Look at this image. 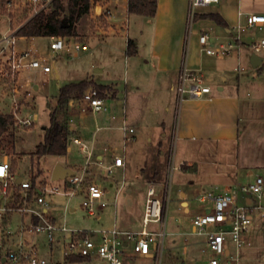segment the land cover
<instances>
[{"label":"rangeland","instance_id":"374dc122","mask_svg":"<svg viewBox=\"0 0 264 264\" xmlns=\"http://www.w3.org/2000/svg\"><path fill=\"white\" fill-rule=\"evenodd\" d=\"M65 3L66 0H63ZM224 3L220 0L217 4H212L210 7L197 8V12L215 11ZM227 8L237 10L235 0H229L225 3ZM225 6V7H226ZM241 10L252 11L255 13L264 14V0H241ZM28 13L24 10H14L8 13L3 0H0V37L7 34L16 25L23 23ZM145 18L139 16H130L126 20L128 35L131 39L139 38V33L142 31L143 39L139 41V60H149L148 48L149 38L152 31L151 25H145ZM197 33L192 34L187 32L186 48L189 50L196 48L199 35L206 34L208 37V45L214 42L215 45L223 43L227 45L229 42L235 43V48L229 55H224L220 58L216 56L206 57L208 64L202 70L205 83L210 86L211 90H215L219 85H229L231 88L238 89L240 96H245L248 101L254 102L255 117L258 122H264V61L259 70L253 69L250 64L252 50L251 42L257 41L264 37V26L261 29L252 28L245 31L232 30L231 35H227L224 29L208 28L201 26L195 29ZM192 32V31H191ZM219 37L216 39V37ZM80 40V39H79ZM133 40V41H134ZM80 45L86 44L84 41H79ZM103 44L95 47L92 40L86 44L89 50L84 51L82 48L78 51L74 50L73 44L59 52H53L49 49L50 39L47 37H38L30 42L26 39H15L13 49L16 52L31 51L32 56L43 57L47 60L51 68L50 73H43L40 69L25 70L20 73L21 82H32L37 85L38 90L34 89V85H25L19 88V93L16 96L6 84L0 79V113H10L14 115L15 123L12 125L9 135H7L8 143L5 144V153L7 161L16 160L15 178L23 177L29 181L34 180L37 175L36 183L44 181L49 186H57L62 188L64 180H51V172L56 164L66 165L72 164L74 171L80 175V168L86 166V160L83 158V152L79 150V144L75 142L72 133L70 136L69 146L71 151L64 156H42L38 157V168L36 175L33 173L36 157L32 156L35 146L42 140L43 127L49 125V114L55 106L56 96L59 88L70 83L69 81H78L83 76L89 74L93 76L95 81L103 85L113 83L118 88L119 93L126 88L127 84L137 85L143 90L150 92L151 96H126L127 115L131 125L135 128V135L140 137L136 143L128 144L127 156L128 167L123 177L122 172L117 169H112L109 173L105 170L102 173V168L98 165L88 166V176H84V184L93 181L100 186L104 191L103 200L107 203L99 214L100 219L89 216L82 206V197H67L63 195L45 194L44 198L48 202L49 209L47 216L52 219L57 226H66L67 228L79 231H94L103 228H109L114 220V202L117 205L125 206V216L129 220V226L134 229L141 227V218L143 211L144 197L146 194L147 181H156L167 187V215L165 219V236L163 238V250L156 261L144 262L139 259L135 260V264H201L203 261L214 257V255L206 248L204 240L205 236L192 233L191 220L196 213L202 212L209 202L201 203L194 200V189L205 190L211 188L216 190L221 187L223 175L214 174L208 176L203 171L195 173L191 169H179V163L188 162L189 160H197L201 158L195 150L190 146L179 149V144L174 137H171V128L174 124L175 110L177 109V99L175 90L163 88V92L159 91L156 84L141 83L139 76L136 75L138 69H125L123 55L120 53L119 47H123V34L119 38L104 35L101 39ZM135 42V41H134ZM111 45L112 47H110ZM4 46L0 43V49ZM116 47V48H114ZM115 49L116 51H114ZM88 56L92 57L94 64L91 67L87 62ZM264 56V55H263ZM118 59V62L116 60ZM145 71H149L150 77H155V70L149 68L147 63L143 64ZM96 69H101L97 72ZM260 70H263L260 74ZM56 71L59 75L56 78ZM253 72L257 73L256 78L252 77ZM135 73V74H134ZM126 76V78H125ZM222 77L226 78V81ZM72 79V80H70ZM157 80V79H156ZM75 83V82H74ZM107 91L110 90H102ZM164 96H160L162 94ZM29 94V95H28ZM263 101V102H262ZM257 107V108H256ZM169 108V113L166 109ZM74 109V108H72ZM79 111V109H76ZM168 115V116H167ZM30 117L32 124L24 126L17 118L23 120ZM66 124L70 122L66 116ZM141 121L138 125L135 121ZM62 118V122H63ZM80 125L83 128L93 129L92 117L81 119ZM73 126L77 127L78 119ZM164 123V124H163ZM163 125L166 130H169L168 137L162 147L157 146L156 139L160 136ZM140 126V128H139ZM262 126V125H261ZM261 133V132H260ZM259 132L249 135L245 139V150L242 157L254 159L264 152V137ZM82 143L85 140L82 138ZM261 146V152L257 146ZM234 147L231 146V150ZM257 149V150H256ZM116 153L123 154L121 150H115ZM260 152V153H259ZM23 156L19 158V154ZM199 156V157H198ZM32 157V159H31ZM233 162H231L232 164ZM227 164H218V168L226 171ZM12 170V169H11ZM157 173V178H151ZM255 175L264 177L262 171H256L253 178L241 179L240 185L250 183ZM227 181V180H226ZM186 193L190 200V213L183 215L180 211L179 200L180 193ZM117 194V195H116ZM38 205V204H37ZM73 209L71 211L70 209ZM35 209L40 211V207L35 206ZM23 218V220H22ZM30 223L26 215L20 213L11 214L9 224L5 225L6 230L11 232L10 240L17 243L20 240L26 239L31 242L36 249V254L46 261V264H64V257L61 254V244L59 233L56 234V240L50 247L49 242L44 234L29 235L19 232L23 224ZM251 245L239 249V261L237 264H264V228L256 224L250 229ZM60 241L57 243L56 241ZM9 246L8 244L5 247ZM234 254V246L228 245ZM223 258V256H220ZM82 260V259H80ZM5 264H29L25 261L16 263L6 262ZM67 264H86V263H67ZM87 264H106L98 257H94L91 263Z\"/></svg>","mask_w":264,"mask_h":264},{"label":"built area","instance_id":"2783aa9c","mask_svg":"<svg viewBox=\"0 0 264 264\" xmlns=\"http://www.w3.org/2000/svg\"><path fill=\"white\" fill-rule=\"evenodd\" d=\"M53 1L3 0V4L8 13L14 12V10H25L28 13L23 21L25 23L40 11L47 10ZM94 1L91 0V2ZM188 2V26L191 28L197 8L216 4L219 0H188ZM237 14L238 17L245 18V23H238L235 26L238 32L252 28L261 29L264 26V14L242 11H238ZM19 26L12 28L7 34L0 37V43L4 44L0 49V79L8 86L13 96L18 95L19 88H22L24 84L33 85L28 81H24V84L20 83L21 72L40 69L47 74L51 71L45 58L32 56L30 50L16 52L13 49L17 38L14 33ZM236 41L240 40L237 38L235 43L210 46L206 34H200L198 37L200 51L208 56L216 57L229 55L235 48ZM72 44L76 51L81 48L87 49L86 44L81 46L78 40L62 37H50L49 49L59 52L66 48L68 51ZM250 48L252 54L262 57L264 61V37L251 42ZM211 91L210 86L205 83L201 70L190 69L185 63L182 64L178 71L175 88L178 103L186 99L210 96ZM110 96L111 92H102L95 87H89L82 94L75 96L69 106L73 107L76 104L79 112L83 114L96 113L106 109L105 99ZM17 121L24 126L32 124L30 117L23 120L17 118ZM122 130L124 131V142L133 140L134 129L132 127L123 123ZM75 142L81 144L77 139ZM123 167L124 158L114 156L108 172L110 173L113 168ZM37 168L38 161L36 159L35 166H33L34 176ZM63 180L62 188L49 186L44 181L39 184L33 183L23 178L17 183L15 175L10 170L9 162L0 159V264L18 261H25L29 264H46V261L36 254V249L31 242L23 239L15 243L9 239L11 232L9 233L5 229V219L13 213L29 214L37 219L35 223L23 224L19 230L20 234L23 232L29 235L44 234L49 244H53L56 234L59 233L62 241L61 253L66 258L76 257L82 260H92L94 257H98L106 264H125L128 255L125 251L127 243L131 246L132 255L151 256L155 258V261L161 255L165 236L166 207V189L163 184L149 183L147 185L141 227L138 230H120L114 225L94 231H79L66 226H57L52 219L48 218L49 205L44 195L81 196L82 206L87 214L98 218L99 212L107 205L103 200L104 191L95 182L84 184L82 174L78 175L76 172ZM16 189L17 193H14ZM238 190L246 202L238 203L236 194L231 189L220 192L206 191L197 195L196 199L199 202L211 203V208L195 215L191 220L193 233L205 236V246L214 255L201 264H237L240 258L239 249L251 245L250 229L256 224L264 226V178L257 176L252 182L240 185ZM31 198L41 206L40 211L28 206ZM6 244L9 246L5 247ZM229 244L234 246V254L228 246ZM152 245L155 246L154 252L151 251ZM12 246L15 249H11ZM3 259L4 262H2Z\"/></svg>","mask_w":264,"mask_h":264},{"label":"crops","instance_id":"0c3cea01","mask_svg":"<svg viewBox=\"0 0 264 264\" xmlns=\"http://www.w3.org/2000/svg\"><path fill=\"white\" fill-rule=\"evenodd\" d=\"M228 1L229 0H224V3L220 5V7H218V9L215 11L195 12V16L216 13L222 17L226 25H218L209 18L198 17V19H195L194 17L192 26L190 28V26H188V0H156V12L153 17L130 14L128 12V0H95L92 2V7L89 14L82 17L77 25V38L78 41H84L86 44L89 42V40H92V42L96 44L95 47H97L103 44L101 39H103L104 35H111L113 38H119V36L123 34L124 43L122 44L123 47H119V51L123 55L125 69H138L136 75L139 76L140 79L136 81L141 83L149 82L150 84H156V86L159 87V91L161 92H163V88H167V90H175L178 71L183 63H185L188 68L195 70L199 69L201 72L205 65L208 64L205 62L208 55L200 51L199 42L196 48L192 50L186 48L187 32H189V34H195L197 33L195 30L196 28L208 26V28L214 29L217 32L220 31L218 29H224L227 35H231L232 30H236L235 26L238 23H245L244 17H238V11L255 13L252 11L241 10V0H235L237 10H231L225 5V3ZM206 7H210V5ZM133 15L145 18L144 24L152 26L151 35L149 38V48L147 51L150 61L144 59L139 60L140 51L138 50V45L139 41L143 39L142 31H140L139 38H136V40L131 39V37L128 35L126 20H128L130 16ZM19 25L21 24H18L15 27ZM17 38L26 39L32 42L38 37ZM47 38L50 39V37ZM217 38L219 37L217 36L216 39ZM128 39L135 41L136 54L134 56H128L127 54ZM109 46L112 47L111 45ZM210 46L217 45H215L214 42H211ZM87 49L89 50L88 46ZM87 49L84 51H87ZM113 50L116 51L115 49ZM91 58L92 57L88 56L87 62L92 67L94 61ZM116 61L118 62V59ZM144 63H147L149 68L155 70V77H150L149 71H145L143 66ZM96 71L101 72V69H96ZM262 71L263 70H260L259 74ZM256 74L257 73L253 72L252 77L256 78L259 75L258 74L256 76ZM58 77L59 75L56 71V78ZM222 78L224 81H226L225 77ZM80 81L90 82L91 84L98 86L109 87L111 92V96L105 99L106 109L104 111L96 113L88 112L83 114L76 110L78 108L76 104H74L73 107L68 106L67 118L68 120H72L69 126L73 129V132L77 134L74 136V138L80 141L81 144H79V150L83 152V158L86 160V166L80 168V173L86 179L90 178L88 176V166L91 164L101 167L102 173H104L105 170H108V168L112 165L114 156H122L124 158V167L113 169H117L122 172L124 177L128 167V156L126 155L128 144L130 145V143H136L139 139H141V134L140 137L137 136V134L135 135V128L133 125H131V123H128L130 122V119L127 115L126 96H151V94L149 91L143 90L137 86L138 84L135 86L127 84L122 93H119L118 88L113 83L110 85H103L95 81L94 77L90 76L89 74L83 76L82 79H78V81L69 82L77 83ZM32 84L34 85V83ZM25 85L26 84H24L23 87ZM38 88L39 87L37 85H34L35 90H38ZM211 92L212 93L210 96L200 99H186L181 103H178L177 109L175 110L174 124L171 128L170 136L174 137L178 142L179 149H183L186 146H191L197 154L201 155L200 159L198 158L197 160H189L188 162L185 161L184 163L180 162L179 169L188 168L195 173L203 171L208 176L215 173L223 175V178L225 179L221 187L217 190L216 187L214 190L211 188L207 190L204 188L200 190L194 189V200L197 201L196 197L201 192H220L231 189L236 194V201L241 204L246 201L243 199L242 194L238 190V187L240 186L239 181L241 179L248 180L253 178L256 171H262L264 174V152L260 156H256L254 159H249V156L242 157L246 146L245 139L247 136L249 137V135L252 136L253 133L261 132L260 134H262V138L264 137V122L262 124L257 121L259 120L257 117H255V113H257V111H254V114H252V111L256 105L253 104L254 102L246 100L245 96H240L238 89L231 88L229 85L224 83V85H219ZM160 96H164L163 93L160 94ZM166 111L169 113V108H167ZM89 117H92L93 129L83 128L80 125L81 123L79 120H86ZM77 119L78 125L76 128H74L73 126H75L74 124H76L75 122ZM123 123H126L128 126L134 129L133 140L124 142V131L122 130ZM135 123L138 125L141 123V121L137 120ZM168 134L169 130H166L163 125L160 136L156 139L158 147H162L165 138L168 137ZM82 138L85 140V144L82 143ZM231 146L234 147L233 150H231ZM257 148V152L261 150L260 145L257 146ZM115 150H121L123 154L116 153ZM70 151L71 147L68 145L67 153ZM34 157H36L38 160V156ZM0 159L7 160L6 154H3L2 152ZM231 162L233 163L231 164ZM218 164H227L224 167H227V170L222 171V169L218 168ZM62 166L70 168L74 171L72 164H66ZM11 169L12 168L10 165V170ZM11 172L15 175V170H11ZM156 176L157 173L151 178H155L156 180ZM257 176L260 175H255V177ZM19 178L21 180L23 177L20 176L16 178V182ZM37 178L38 177L34 178L32 182L35 183ZM254 179H252L251 182ZM149 180L147 181V185L149 183H158L156 181ZM92 182H94L93 179ZM165 189L166 219L168 205L167 187H165ZM14 193H17V189ZM189 201L190 200L188 199L187 194L181 192L179 206L183 215H189L190 213ZM114 205L115 215L113 223L110 227L115 225L120 230H137L129 226V220L124 215L125 206L120 205L119 207L116 201L114 202ZM28 206L33 209H35V206H38L41 209V206L39 204L37 205L32 198L28 202ZM209 208H211V203L203 211H206ZM70 210L73 211L72 208ZM202 212L196 213L192 217ZM25 215L28 217L30 223H35L37 221L34 216L29 214ZM100 218L101 216L99 214L97 219ZM10 220L11 215L5 219V225L9 224ZM262 227L264 228V226ZM50 247H52V244H50ZM130 247L131 246L128 243L125 246V251L128 254L127 262L125 264H135L136 259L144 262H150L153 260L155 261V258H152L151 256L143 257L132 255L130 252ZM154 249L155 246L152 245L151 251L154 252ZM72 258L76 257H64V264L75 262L87 264L92 262V260H80L79 258H77V261H72Z\"/></svg>","mask_w":264,"mask_h":264},{"label":"trees","instance_id":"16d2710c","mask_svg":"<svg viewBox=\"0 0 264 264\" xmlns=\"http://www.w3.org/2000/svg\"><path fill=\"white\" fill-rule=\"evenodd\" d=\"M92 7L91 0H54L47 10H42L21 26L14 33L16 37H62L78 40L77 25L85 15H88ZM128 12L130 14L153 17L156 12V0H128ZM209 18L218 25H226L225 21L216 13L195 16V19ZM127 54H136V44L133 40H127ZM257 68V70H259ZM89 87L99 90H108L109 87L98 86L90 82L80 81L69 83L59 88L55 100V106L49 114V125L43 127L42 140L35 146L32 156H64L70 142L73 129L66 124L67 109L70 101L82 94ZM110 90V89H109ZM63 118V122H62ZM15 123L14 115L0 113V155L5 152V144L8 143L7 135ZM5 154V153H4ZM20 159L23 153L19 155ZM16 160L11 159L12 170L15 169ZM77 261V258H72Z\"/></svg>","mask_w":264,"mask_h":264},{"label":"water","instance_id":"95a60500","mask_svg":"<svg viewBox=\"0 0 264 264\" xmlns=\"http://www.w3.org/2000/svg\"><path fill=\"white\" fill-rule=\"evenodd\" d=\"M263 63V58L260 56H257L255 54H252L250 57V64L253 69L259 68ZM36 88V87H35ZM74 175V171L70 168L64 167L60 164H56L51 172V180L57 181V180H63L67 178L68 176ZM20 182V178L17 180V183ZM11 249H15L12 247ZM5 260L3 259L2 262Z\"/></svg>","mask_w":264,"mask_h":264}]
</instances>
